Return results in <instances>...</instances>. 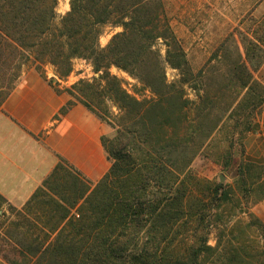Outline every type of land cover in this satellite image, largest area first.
Wrapping results in <instances>:
<instances>
[{
    "label": "trees",
    "instance_id": "16d2710c",
    "mask_svg": "<svg viewBox=\"0 0 264 264\" xmlns=\"http://www.w3.org/2000/svg\"><path fill=\"white\" fill-rule=\"evenodd\" d=\"M57 4L0 0V107L24 66L65 78L76 59L89 61L97 76L67 89L61 114L80 103L110 128L101 137L110 167L90 183L60 162L20 209L0 194V264H264V223L217 217L229 193L193 168L216 130L233 138L256 123L264 20L244 55H213L195 69L163 0H69L58 24ZM109 25L122 31L102 47ZM111 67L149 95L128 92ZM251 168L239 165L237 184Z\"/></svg>",
    "mask_w": 264,
    "mask_h": 264
},
{
    "label": "rangeland",
    "instance_id": "374dc122",
    "mask_svg": "<svg viewBox=\"0 0 264 264\" xmlns=\"http://www.w3.org/2000/svg\"><path fill=\"white\" fill-rule=\"evenodd\" d=\"M167 18L180 40L195 69H199L211 56L223 55L235 58L244 55V47L256 42L260 26L264 20V0L259 10V0H163ZM69 0H58L56 7L58 24L60 18L69 10ZM122 31L121 27L107 26L100 37V45L105 47L113 35ZM222 44V46H221ZM220 50H216L218 47ZM162 53L165 47L161 43ZM223 60V59H222ZM46 70L47 80H53L56 88L64 91L81 80H91L97 76L89 61L76 59L69 76L59 78L54 75L52 66ZM20 77L15 85L21 81ZM110 72L123 81L124 88L140 99L149 95L138 80L128 73L111 67ZM175 71L168 68L167 76L173 80ZM264 85V64L255 75ZM68 93V92H67ZM194 99V95L191 94ZM109 106L110 103H108ZM2 107V106H1ZM0 107V109H1ZM116 113V109L112 108ZM262 125V127L257 126ZM258 128V129H256ZM242 162L252 166L246 181L237 184L238 168ZM201 177H207L214 184H222L229 193V200L222 201L217 217H233L249 221L257 217L264 223V105L258 113L257 124L251 132L229 136L225 126L215 131L193 164ZM8 209V205H5ZM9 215V213H8ZM216 230L209 236L210 245L216 244ZM261 240L255 233L252 235Z\"/></svg>",
    "mask_w": 264,
    "mask_h": 264
},
{
    "label": "crops",
    "instance_id": "0c3cea01",
    "mask_svg": "<svg viewBox=\"0 0 264 264\" xmlns=\"http://www.w3.org/2000/svg\"><path fill=\"white\" fill-rule=\"evenodd\" d=\"M262 5L259 0V10ZM58 86L26 65L0 109V194L19 209L60 162L90 183L110 167L101 144L110 128L80 103L61 114L71 96L62 87L57 92Z\"/></svg>",
    "mask_w": 264,
    "mask_h": 264
}]
</instances>
